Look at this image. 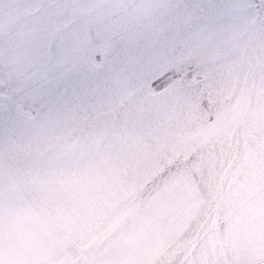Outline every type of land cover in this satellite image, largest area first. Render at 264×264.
<instances>
[{"label":"snow or ice","instance_id":"6c2138e0","mask_svg":"<svg viewBox=\"0 0 264 264\" xmlns=\"http://www.w3.org/2000/svg\"><path fill=\"white\" fill-rule=\"evenodd\" d=\"M0 264H264V0H0Z\"/></svg>","mask_w":264,"mask_h":264}]
</instances>
